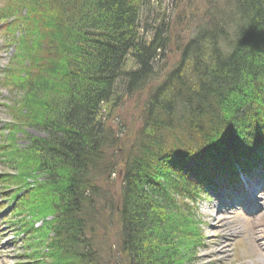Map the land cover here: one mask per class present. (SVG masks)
<instances>
[{"label": "trees", "instance_id": "16d2710c", "mask_svg": "<svg viewBox=\"0 0 264 264\" xmlns=\"http://www.w3.org/2000/svg\"><path fill=\"white\" fill-rule=\"evenodd\" d=\"M197 2L24 3L23 47L42 49L33 91L18 89L35 93L26 122L43 137L9 167L41 179L22 202L52 204L48 264H189L178 245L187 202L264 147V0ZM130 100L131 136L116 115Z\"/></svg>", "mask_w": 264, "mask_h": 264}, {"label": "rangeland", "instance_id": "374dc122", "mask_svg": "<svg viewBox=\"0 0 264 264\" xmlns=\"http://www.w3.org/2000/svg\"><path fill=\"white\" fill-rule=\"evenodd\" d=\"M24 3L26 0H0V264L53 263L52 258L46 259V256L52 254L44 249L43 244L40 246L46 237L47 223L52 220L50 212L52 204H45L39 208V206H35L39 202L31 207H29V201L22 202L20 199L27 189L42 182L41 179H35V176L19 180L15 178L18 174L13 171L14 167L19 168L17 166L19 160L24 158L29 138L43 137L38 129L30 127L26 122L28 118H34L38 114L39 107L34 105L31 100L35 93L24 95L18 89L19 85H22L21 82L27 80L33 91L35 78L32 69H35L36 65L30 64V62L42 49H31L30 45H27L32 53L28 56L29 53L23 47L22 30L26 29V25L32 23L29 20L27 24L19 25L25 9ZM201 3L202 0H198L197 4ZM35 21L36 18H34V23ZM174 59L173 55L169 56L168 63L170 61L173 63ZM4 71L6 74H1ZM39 81L45 80L40 77ZM138 113V104L135 100H130L116 114L120 121L118 123L124 125L129 136L138 127ZM250 156H255V159L250 163L254 168L249 172H252L250 178L256 176L258 170L261 175L263 174L259 193L261 206L257 205L259 209L254 208L253 216L247 215L243 206L240 205L230 206V211L227 214H218L219 217H225V221L231 223V227H229L231 233L221 240L219 237L213 236L216 233L215 228H206L204 214L206 211L213 210L214 206H221L223 200L220 195L229 192L235 193L237 186L232 190L215 187L214 189L217 190H213L211 194H209V189H213V187L208 188L206 189V198L201 191L199 193L200 201L197 203L188 201L189 215H184L181 218L182 234L178 245L179 252L184 255L183 258L187 257L189 264H264V254L260 252L258 246V242H261L258 240L264 238V211L260 212L261 208L264 210V147L261 150L256 148V151L249 154L248 157ZM115 184L118 187L117 181ZM34 197L36 198L37 194ZM22 199L25 200V198ZM39 210H42V213H38ZM190 231L193 234L189 236L188 232ZM211 234L217 242L220 243V240L221 243L223 242L224 253L215 255L214 252H217L219 248L216 246L206 247ZM192 243H195L194 253L188 255L186 252ZM207 255H210L211 258L208 259Z\"/></svg>", "mask_w": 264, "mask_h": 264}, {"label": "bare ground", "instance_id": "6f19581e", "mask_svg": "<svg viewBox=\"0 0 264 264\" xmlns=\"http://www.w3.org/2000/svg\"><path fill=\"white\" fill-rule=\"evenodd\" d=\"M258 174L256 176H253L249 179H244L245 181L241 185V194L240 195H234L226 200L222 198V203L221 206H214L213 210H210V212L206 211L205 212V219H206V224H207V229L208 228H215L216 233L215 236L216 238L219 237L221 240H223L226 235L231 233L229 227H231V223L228 221H225L226 218H221L219 217L218 214H227L229 213L230 209L229 206L233 205V207L244 204V205H249V204H256L260 205L259 203V193L261 191V181L263 174L261 175L260 170L257 172ZM263 208L260 209V212H263ZM219 235V236H218ZM213 236L211 234V238H208V242L206 243V247H212L216 246L219 248L217 252H214V254H222L225 252L224 248L225 246L222 245L221 240L220 243L216 241V239H213ZM261 242H258L259 250L264 254V238H261ZM216 243V244H215ZM210 257V255H207Z\"/></svg>", "mask_w": 264, "mask_h": 264}]
</instances>
